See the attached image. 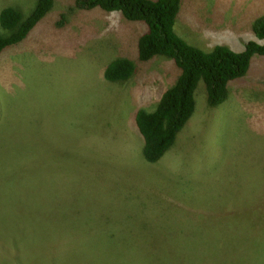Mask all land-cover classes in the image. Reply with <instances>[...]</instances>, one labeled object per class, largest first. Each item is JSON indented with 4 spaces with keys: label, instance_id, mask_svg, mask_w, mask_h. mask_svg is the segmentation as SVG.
<instances>
[{
    "label": "rangeland",
    "instance_id": "374dc122",
    "mask_svg": "<svg viewBox=\"0 0 264 264\" xmlns=\"http://www.w3.org/2000/svg\"><path fill=\"white\" fill-rule=\"evenodd\" d=\"M35 2L0 0V10L25 17ZM262 16L264 0H181L173 29L202 50L239 52L264 43L252 31ZM146 31L119 11L54 0L0 53V264H119L126 251L130 263L264 262V57L215 107L199 81L192 115L151 163L128 121L155 108L179 69L164 55L138 59ZM121 57L133 75L107 81ZM111 245L121 251L106 260Z\"/></svg>",
    "mask_w": 264,
    "mask_h": 264
},
{
    "label": "trees",
    "instance_id": "16d2710c",
    "mask_svg": "<svg viewBox=\"0 0 264 264\" xmlns=\"http://www.w3.org/2000/svg\"><path fill=\"white\" fill-rule=\"evenodd\" d=\"M53 3L54 0H36L25 17L17 7L2 8L0 27L5 30V36H0V53L26 38L51 10ZM180 3L181 0H76L80 8L119 11L127 20L144 22L147 31L138 40V59L144 62L156 55H164L172 59L179 69L175 82L163 90L155 108L152 111L139 108L128 121L143 140V159L151 163L159 160L173 145L177 132L192 115L195 108L194 91L199 81L203 82L207 105L215 107L226 100L231 81L245 75L252 57H264V43L255 40H248L239 52L226 45H215L205 51L188 44L173 29ZM252 31L257 39L264 40V16L255 19ZM134 71V62L121 57L108 63L103 77L110 82H122L129 79ZM40 220V228L45 227L47 221L40 218L33 221V229ZM120 251L111 245L110 256L106 260L115 258ZM125 254L119 264H147L143 254H135V257L141 258L131 263L133 254L128 258ZM156 258L155 254L149 263L157 262ZM103 262L106 264L105 260ZM164 262L160 261V264H167L166 260ZM259 263L264 264L263 261Z\"/></svg>",
    "mask_w": 264,
    "mask_h": 264
},
{
    "label": "clouds",
    "instance_id": "9594fccd",
    "mask_svg": "<svg viewBox=\"0 0 264 264\" xmlns=\"http://www.w3.org/2000/svg\"><path fill=\"white\" fill-rule=\"evenodd\" d=\"M259 40V39H258ZM260 40H263V39H260Z\"/></svg>",
    "mask_w": 264,
    "mask_h": 264
},
{
    "label": "crops",
    "instance_id": "0c3cea01",
    "mask_svg": "<svg viewBox=\"0 0 264 264\" xmlns=\"http://www.w3.org/2000/svg\"><path fill=\"white\" fill-rule=\"evenodd\" d=\"M262 189H264V188H262Z\"/></svg>",
    "mask_w": 264,
    "mask_h": 264
}]
</instances>
